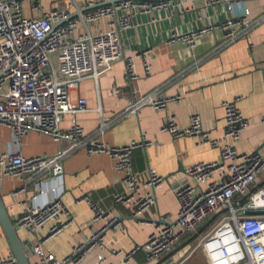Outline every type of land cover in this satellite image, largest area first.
Instances as JSON below:
<instances>
[{"label":"built area","instance_id":"obj_1","mask_svg":"<svg viewBox=\"0 0 264 264\" xmlns=\"http://www.w3.org/2000/svg\"><path fill=\"white\" fill-rule=\"evenodd\" d=\"M42 1L0 0V125L10 129L17 144L27 134L39 132L52 137L61 148L55 155L34 158H26L18 151L0 154V180L4 177L22 179L25 186L14 192L17 197L27 192L29 178L62 177L64 160L81 148H86L90 155L106 154L114 162L115 172L125 186V192L116 197L117 203L132 209L137 224L153 226L148 243L142 248L146 252L147 264H165L188 246L190 249L175 264H186L198 252H202L207 264H264V145L252 153L238 150L237 143L249 124L237 106L240 97L223 104L225 131L221 139L212 138L202 129L199 112L190 115L188 128L179 127L174 117L167 120L163 130L173 137H191L198 147L220 150L217 161L197 163L181 177L179 174L162 177L152 167L146 173L134 170L133 151L141 146L154 145L146 138L122 147H109L98 140L107 127L104 121L99 131L90 136H85L75 121L69 129L60 127L66 115L88 110L85 99L77 103L71 101V91L84 80L97 81L103 70L110 69L119 60L125 62L130 85L140 79L134 69L133 57H125L121 34L131 26L136 12L167 9L170 2L124 0L84 12L75 0L68 9L55 10H44ZM109 1L112 0H105ZM207 1L226 8L227 18L219 27L224 33V42L219 48L247 36L264 21V15L253 17L250 11L235 16L236 0ZM87 3L86 9L96 5L93 0H87ZM74 6L75 16L70 19ZM102 18H109V29L93 34L90 25ZM212 31L213 28L208 27L173 35L170 42H182L193 48L200 38ZM151 54L150 49L136 52L146 76L153 68ZM132 92L133 98L125 110V117L134 115L145 106L165 110L171 100L160 96L158 90L142 95L132 87ZM98 111L102 113L101 108ZM40 183L35 186L42 193ZM165 183L176 184L173 193L180 206L177 219H146L145 214L157 202V190ZM37 196L24 202L21 214L14 221L17 231L45 232V236L31 246V264H79L94 249L105 247L109 230L123 228L111 212L85 197L79 202L89 204L94 215L93 224L99 223V229L90 239L77 243L71 257L58 259L47 252L44 245L68 230L76 219L61 197L45 205L31 204ZM217 216L219 221L200 235L196 244L187 243L200 227ZM138 250L141 248L137 247L124 256L118 250L113 253L129 264ZM0 264L18 262L13 254H9L0 258Z\"/></svg>","mask_w":264,"mask_h":264},{"label":"crops","instance_id":"obj_2","mask_svg":"<svg viewBox=\"0 0 264 264\" xmlns=\"http://www.w3.org/2000/svg\"><path fill=\"white\" fill-rule=\"evenodd\" d=\"M93 1L95 4L105 2ZM165 1L170 2L167 9L136 12L131 26L121 34L125 57H133L134 69L140 79L130 85L125 62L119 60L110 69L103 70L97 81L84 80L71 91V101L77 103L85 99L88 110L66 115L60 127L69 129L75 121L82 127L84 135L90 136L99 131L104 121L107 127L98 140L109 147H122L146 138L154 145L141 146L133 151L134 170L146 173L152 167L162 177L178 174L181 177L197 163L217 161L220 150L209 146L198 147L191 137H173L163 130L170 117L175 118L179 127L188 128L190 115L199 112L202 129L212 138L221 139L225 131L223 104L240 97L237 106L249 124L237 148L240 152L252 153L264 145V21L247 36L219 48L224 42V33L219 27L227 18L223 5H212L207 0ZM72 2L43 0L42 4L44 10H55L68 9ZM75 2L81 10L87 8V0ZM75 10L74 6L72 15ZM246 11H250L253 17L264 15V0H236L234 15L239 17ZM108 22L109 18H102L89 29L93 34L107 31ZM208 27H212L213 31L200 38L193 48L182 42H170L173 35ZM149 49L152 50L153 68L146 76L142 60L137 58L136 52ZM132 87L142 95L158 90L160 96L171 100L165 110L145 106L134 115L125 117V110L133 98ZM177 97L180 98L172 99ZM60 148L52 137L39 132L27 134L17 144L10 129L0 125V154L18 151L26 158H34L55 155ZM63 167L64 174L58 179L29 178L27 192L17 197L14 192L25 186L24 181L10 177L0 180V194L12 220L18 219L24 202L34 195H38L31 202L35 205H45L61 197L75 217V223L64 233L47 241L44 247L63 260L71 257L77 243L90 239L99 229V223L93 224L94 215L89 204L79 202L88 197L111 212L123 228L109 230L105 247L94 249L79 264H126L113 250L121 251L124 256L137 247L141 250L130 258L129 264H147L146 252L142 248L147 245L153 226L137 224L132 209L117 203L116 197L125 192V186L115 172L111 158L106 154L90 155L86 148H81L64 160ZM37 182H41L42 193L36 189ZM175 186L165 183L157 190V202L145 214L146 219H177L180 206L173 193ZM18 235L28 256H31V246L36 245L45 232L32 234L19 229ZM9 254L12 250L0 223V258Z\"/></svg>","mask_w":264,"mask_h":264},{"label":"water","instance_id":"obj_3","mask_svg":"<svg viewBox=\"0 0 264 264\" xmlns=\"http://www.w3.org/2000/svg\"><path fill=\"white\" fill-rule=\"evenodd\" d=\"M120 1H124V0H112L109 2H103L100 4H96L93 7H89L88 9H84L83 11L85 12V11L92 10L98 7L113 5ZM158 1H165V0H158ZM74 16L75 15H72L70 19H72ZM0 223L6 235V238L10 244L12 254L15 256L18 264H31L29 260V256L26 252V249L23 246L19 238L15 223L12 220L11 216L9 215V212L5 206V203L3 201L1 194H0ZM189 249H190V246H188L187 249H184L183 251L179 252L177 255L173 256V258L167 261L165 264L178 263L184 257V255ZM154 264H158V263L156 262Z\"/></svg>","mask_w":264,"mask_h":264},{"label":"trees","instance_id":"obj_4","mask_svg":"<svg viewBox=\"0 0 264 264\" xmlns=\"http://www.w3.org/2000/svg\"><path fill=\"white\" fill-rule=\"evenodd\" d=\"M261 185L258 186V188L260 187ZM256 188V189H258ZM256 189H254L253 191H255ZM245 203V202H244ZM219 216L217 217H213L211 219H209L202 227L199 228L198 230V233L193 235L192 237H190L188 240H187V243L189 244H196L198 238L200 237V235L208 232L211 228H213L216 223L219 221Z\"/></svg>","mask_w":264,"mask_h":264},{"label":"rangeland","instance_id":"obj_5","mask_svg":"<svg viewBox=\"0 0 264 264\" xmlns=\"http://www.w3.org/2000/svg\"><path fill=\"white\" fill-rule=\"evenodd\" d=\"M55 65L57 67L56 61H55ZM186 264H207V263H206V259H205L204 255L202 254V252H198Z\"/></svg>","mask_w":264,"mask_h":264}]
</instances>
